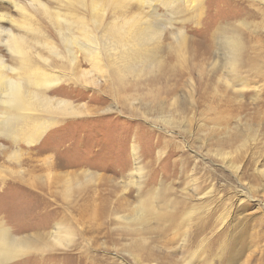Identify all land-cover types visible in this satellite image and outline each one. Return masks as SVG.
Segmentation results:
<instances>
[{
    "label": "rangeland",
    "instance_id": "obj_1",
    "mask_svg": "<svg viewBox=\"0 0 264 264\" xmlns=\"http://www.w3.org/2000/svg\"><path fill=\"white\" fill-rule=\"evenodd\" d=\"M256 23L243 30L233 71L188 23L187 60L165 51L158 68L119 88L95 76L65 97L86 115L34 143L0 138V223L32 225L17 236L53 233L55 249L11 264H204L200 251L188 254L197 222L198 240L234 245V264H264V20Z\"/></svg>",
    "mask_w": 264,
    "mask_h": 264
},
{
    "label": "bare ground",
    "instance_id": "obj_2",
    "mask_svg": "<svg viewBox=\"0 0 264 264\" xmlns=\"http://www.w3.org/2000/svg\"><path fill=\"white\" fill-rule=\"evenodd\" d=\"M257 19L264 20V0H0V138L34 143L58 121L86 115L65 97L95 76L119 88L158 68L165 51L187 60L188 23L213 42L215 63L233 71L245 51L243 30L254 33ZM31 226L12 231L0 223V264L55 250L53 233L16 235ZM194 229L189 241L180 236V250L187 240L188 254L200 251L204 264L236 263L234 245L221 235L200 241V222Z\"/></svg>",
    "mask_w": 264,
    "mask_h": 264
}]
</instances>
